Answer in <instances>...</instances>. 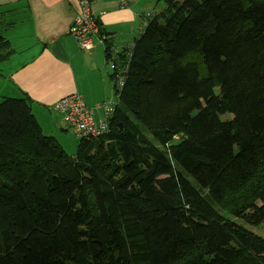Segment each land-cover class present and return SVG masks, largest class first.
<instances>
[{"label": "trees", "instance_id": "obj_1", "mask_svg": "<svg viewBox=\"0 0 264 264\" xmlns=\"http://www.w3.org/2000/svg\"><path fill=\"white\" fill-rule=\"evenodd\" d=\"M160 1L75 155L0 100V264H264V0Z\"/></svg>", "mask_w": 264, "mask_h": 264}, {"label": "crops", "instance_id": "obj_2", "mask_svg": "<svg viewBox=\"0 0 264 264\" xmlns=\"http://www.w3.org/2000/svg\"><path fill=\"white\" fill-rule=\"evenodd\" d=\"M125 1L94 0L92 9L101 13L98 26L105 38L94 35V49L84 52L70 33L78 0H0V36L13 48L0 62V100L26 94L39 124L47 127L55 103L78 93L96 118L102 117L103 104L117 99L106 48L115 54L133 49L148 21L166 7L163 2L158 9L154 0ZM125 57L130 59L118 56L121 61Z\"/></svg>", "mask_w": 264, "mask_h": 264}, {"label": "built area", "instance_id": "obj_3", "mask_svg": "<svg viewBox=\"0 0 264 264\" xmlns=\"http://www.w3.org/2000/svg\"><path fill=\"white\" fill-rule=\"evenodd\" d=\"M121 1L123 4L126 2ZM93 2L94 0H78V12L70 28V33L78 40V45L83 51L92 47L91 37L94 35L105 38L98 26L101 13L93 11ZM115 53L116 51L112 52L108 61L113 71L114 81L119 88H122L126 82L128 64L121 62L118 54ZM115 106L114 102L104 103L103 116L97 119L84 99L78 93H73L62 97L55 103L54 108L60 112L64 122L75 130L78 138L84 135L96 138L110 130V118L115 111Z\"/></svg>", "mask_w": 264, "mask_h": 264}, {"label": "rangeland", "instance_id": "obj_4", "mask_svg": "<svg viewBox=\"0 0 264 264\" xmlns=\"http://www.w3.org/2000/svg\"><path fill=\"white\" fill-rule=\"evenodd\" d=\"M157 3H153V6L157 5V8L159 9L161 6H163V2L164 1H158V0H154ZM152 8V7H151ZM149 10H155V9H148ZM102 34V33H101ZM103 35V34H102ZM115 89V88H114ZM115 93V94H114ZM113 97H117V99H115L116 101L118 100V92L115 91L113 92ZM104 103V102H103ZM55 109V108H54ZM36 110V109H35ZM34 111V109L32 110ZM34 113V112H33ZM54 114L51 115V118L49 120V117L47 118L48 121L50 123H48L47 127H45L44 125H42L44 127V130L47 132L48 135H52L55 136L56 139L59 141V143L62 145V147L70 154V155H75L77 152V147H78V142H79V138L76 136V133L74 131V129L70 126H68L66 123H64V121L60 118L61 114L54 111ZM103 113V112H102ZM229 114V113H228ZM102 115V114H101ZM97 116V115H96ZM225 118H230V115H225ZM42 118V117H41ZM56 128V129H55ZM44 131V132H45ZM196 185V183H194ZM201 191L203 193H205L202 189ZM219 209L226 215H228L230 218H234L232 215H230V213L224 211L222 209L221 206H219ZM237 222H239L240 224L245 225L248 229H250L251 231L259 234L260 236L264 237V224L258 225V226H252L246 222H244L241 219H237L234 218Z\"/></svg>", "mask_w": 264, "mask_h": 264}, {"label": "bare ground", "instance_id": "obj_5", "mask_svg": "<svg viewBox=\"0 0 264 264\" xmlns=\"http://www.w3.org/2000/svg\"><path fill=\"white\" fill-rule=\"evenodd\" d=\"M76 39V38H75ZM76 41L78 42V40L76 39ZM91 41H92V47L91 48H89V49H85L84 50V52H91L93 49H94V47H95V42H94V40H93V37H91ZM122 54H128V55H130L129 57H131V55H132V52L131 51H128V47H125V48H123V49H120V50H118V56L120 57V58H122ZM106 57H107V54H106ZM120 60V59H119ZM122 60V59H121ZM120 60V61H121ZM129 60L130 59H124L123 61H121V62H125V63H127L128 64V67H127V70L129 69ZM107 62H108V65H109V61H108V57H107ZM109 67H110V65H109ZM110 70H111V77H112V80H113V83H114V88H115V85H117L116 84V82L114 81V76H113V71H112V69H111V67H110ZM127 70H126V73H127ZM115 90L117 91V89L115 88ZM119 101V97H118V100L117 101H115L114 103L115 104H117V102ZM57 111V110H56ZM58 112V111H57ZM58 113H60V112H58ZM61 117H62V115H61ZM99 119V118H98ZM111 119V118H110ZM62 120H63V118H62ZM64 121V120H63ZM65 123V122H64ZM75 131V130H74ZM76 133V132H75ZM108 133V132H107ZM76 136H77V134H76ZM82 138L84 139V138H91L90 136H88V135H84V136H82ZM82 138H79V139H82Z\"/></svg>", "mask_w": 264, "mask_h": 264}]
</instances>
